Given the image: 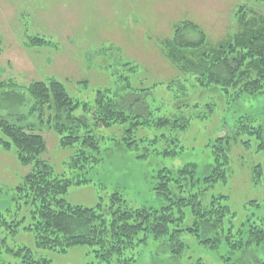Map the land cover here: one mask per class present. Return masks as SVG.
<instances>
[{
	"label": "rangeland",
	"instance_id": "rangeland-1",
	"mask_svg": "<svg viewBox=\"0 0 264 264\" xmlns=\"http://www.w3.org/2000/svg\"><path fill=\"white\" fill-rule=\"evenodd\" d=\"M245 13L264 15V2L0 0V81L15 82L17 86L7 90L24 99L10 102L1 91L0 118H12L42 134L46 150L41 159L53 168L54 174L74 176L81 173L71 168L80 144L62 146V134L51 127L55 122L54 118L49 119L53 111L46 108L43 118L39 117L40 112L33 111L35 98L28 90L32 82L56 78L73 99L90 104L95 103L99 91L107 90L109 96L127 98V108L137 98L132 92H138L142 99L133 105L135 110L145 112L143 106L148 104L152 110L161 107L154 110L157 116L174 112L189 117L191 124L187 130L174 131L184 150L166 158L154 153L138 158L143 144L132 151L116 145L114 140L125 135L129 122L95 127L90 120L91 133L101 139L102 148L108 146L105 160L85 175L92 179L90 183L72 185L62 195L70 204L94 207L99 202L108 205L111 195L120 191L128 207H159L166 201L152 188L157 170L196 163L202 175L214 163L209 144L221 135L233 134L238 115L248 112L264 123V94L229 103L218 87L199 88L189 73H182L180 65L167 58L166 45H173L179 25L186 21L196 24L199 31L189 27L184 30L185 34L188 32L187 38L197 41L203 33L206 43L213 46L237 33L238 16ZM38 36L45 37L48 44L36 46L33 39ZM176 78L183 83L178 79L174 82ZM129 82L131 87H127ZM149 87L152 92L144 94L143 89ZM209 103L215 105V112L203 119L196 118L208 110L205 105ZM83 114L81 108L75 112L77 116ZM135 133L137 138L153 137L167 130L143 127ZM239 139L230 146L228 181L216 183L207 194L227 196L224 202L234 213L222 227L206 229L204 236L220 237L218 246L201 243L196 232H185L182 237L187 250L174 257L161 241L150 239L127 253L126 256L136 258L129 264H241L264 259V244L234 248L227 238L238 242V231L245 228L244 223L260 224L264 219V150H259V141L253 136L243 135ZM242 140H249V145ZM33 170V164H22L17 159L15 149L0 150V264H17L21 258L7 249L19 246L29 247L36 258H47L50 264H105L89 246H76L64 253L36 247L35 233L23 229L31 223L33 206L19 205L14 199L15 187ZM4 218L7 222L22 221L18 233L12 232ZM192 224L193 218L188 216L184 227ZM247 230H243L245 239Z\"/></svg>",
	"mask_w": 264,
	"mask_h": 264
},
{
	"label": "trees",
	"instance_id": "trees-1",
	"mask_svg": "<svg viewBox=\"0 0 264 264\" xmlns=\"http://www.w3.org/2000/svg\"><path fill=\"white\" fill-rule=\"evenodd\" d=\"M238 17L237 33L225 42L209 45L201 32L199 40L188 39V32L185 34L184 30L188 27L197 31L199 29L196 24L186 21L175 30L173 45H166L167 58L180 65L181 71H184L182 73H189L196 86L201 89L218 87L229 103L264 94V15L245 13ZM33 42L36 46H44L49 41L38 36ZM177 79L183 83L180 78L174 82ZM130 84L127 87H131ZM16 86L12 80L0 81V92L5 95V100H24L19 99L20 95L15 91L7 90ZM28 90L35 98L33 111L40 112L39 117L43 118L46 108L53 111L49 119L54 118L51 127L62 134L61 145L68 147L80 144L71 168H77L81 173L74 176L54 174L53 168L41 159L46 150V140L42 134L20 125L12 118H0V150L15 149L17 159L22 164L34 165V170L15 187L14 199L19 205L29 203L33 206L31 223L23 229L35 233L37 248L64 253L76 246H89L105 264H129L136 258L133 255L126 256L127 253L140 243H148L150 239L161 241L174 257L182 256L187 250L182 237L185 232H196L201 243L210 244L212 248L218 246L220 237L204 236L206 229L211 231L222 227L225 219L232 218L234 213L224 202L227 196L207 194L216 183L228 181L231 163L229 151L233 140L239 142V137L243 135L253 136L259 141V150H264L263 122L248 112L238 115L234 121L233 134L221 135L209 144L214 163L202 175L196 163H188L177 169L164 166L157 170L152 188L166 201L159 207H128L120 191L111 195L106 206L99 202L94 207H86L70 204L62 195L72 185L90 183L92 179L85 175L97 169L105 160L104 153L108 146L102 148L101 139L91 133L90 120L95 127H111L129 122L125 135L120 140H114L116 145L132 151L143 144V153L138 158H147L152 153L166 158L174 157L184 150V147L179 146L180 139L174 135V131L187 130L191 119L174 112L157 116L154 110H161V107L152 110L148 104L143 106L145 112L135 110L133 105L142 99L138 92H132L137 98L127 108L124 101L127 98L119 100L109 96L107 90L99 91L94 104L76 101L63 82L53 77L48 81L32 82ZM143 91L149 94L152 88H144ZM205 106L208 110L196 118L203 119L215 112L212 103ZM195 107H199V104H195ZM80 108L84 114L75 115ZM143 127L166 129L167 133L137 138L135 132ZM81 131H84L83 135ZM242 143L249 145L250 141L242 140ZM188 216L193 218V224L184 227ZM4 220L8 227H12L13 233H18L22 221ZM243 225L245 228L238 231L241 236L238 242L227 237L232 247L264 244V219L260 224ZM243 230H247L246 239ZM7 251L21 258L17 264L51 263L47 258H36L27 246L15 249L9 247ZM241 264H264V259L257 263Z\"/></svg>",
	"mask_w": 264,
	"mask_h": 264
}]
</instances>
